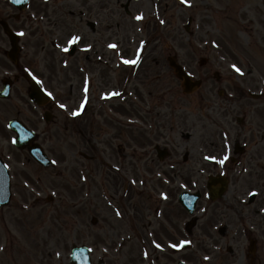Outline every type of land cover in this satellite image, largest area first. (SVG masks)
<instances>
[{
    "label": "rangeland",
    "instance_id": "obj_1",
    "mask_svg": "<svg viewBox=\"0 0 264 264\" xmlns=\"http://www.w3.org/2000/svg\"><path fill=\"white\" fill-rule=\"evenodd\" d=\"M32 1L35 5L44 3L43 11L48 10L51 17L60 19L61 26L58 33L54 32L53 37L57 39L58 35L61 36V57H59L58 49L55 54L59 61L64 58L66 62L64 66H61V62L54 64L53 50L50 53V47L47 46L50 45V39H52L48 33L44 36L47 37L46 44H41L49 51V54L44 53L47 55L46 65L41 66L42 61L40 62L37 58L29 59L32 62V73L38 71L41 82L49 87L56 98V104L53 107L54 122L48 127L46 135L40 136L39 139L54 160V165L48 168L38 165L26 151L17 150L13 144L15 134L7 127L11 118H18L31 126H38L39 131L46 130L45 125L40 122L37 109L27 100V83L22 76H19L21 74H18L19 77L15 79L10 98L0 99V154L11 170L13 191L10 206L0 209V235L3 219L9 220V228L14 233L17 232L14 225L24 227L27 233L24 236L19 232L22 237H18V240H22L21 242L12 240L10 252L7 251L6 254L0 255V264H69L70 249L73 243L92 246L95 262L106 257L107 264H175L177 260L170 258L169 249L163 243H159V247L157 243L143 244L142 240L137 237L143 233L154 236L151 233L156 224L153 222L150 226L148 222L149 217L153 218V199H148L152 200L150 208L146 204L136 208V214L143 212L147 217L137 224L134 220L133 207H126L124 217H118L117 213L120 214V210L117 195L111 191L114 189L113 184L110 183L108 189L101 193L99 186H96L100 179L95 178L91 181L85 177H79V171L75 170V167L81 166L86 169L88 162L83 157H79L78 151L81 154L85 153L86 149L92 145L93 167L100 168V170H103V163H107L103 166L107 170L108 162L113 166L117 165L118 155L114 147L116 138H111L112 131L107 134L110 138L107 146L108 153L102 155L100 144L94 141L98 139L97 134L86 127L92 113H86L80 119H76L72 115L73 109L77 103L81 102L80 99L84 94L82 85L88 82L89 74H86L90 71L89 67L95 72L99 71V68H104L107 72L105 77L101 76L96 81L93 79L92 98L98 101V106L94 108V115H97V108L101 103L100 93L104 94L102 102L111 104L110 102L113 101L114 105L117 104L116 99L120 101L124 90L152 92L155 96L158 93H165L167 94L165 101H169L172 106L182 102L183 96L174 97L176 93L181 94V88L168 68L167 57L176 53L184 62L185 58L187 61L198 54V59L200 52L194 50L193 43L199 40L215 63L218 62L216 59H226L228 62L231 60L229 57H232L235 51L246 56L249 53L256 60L264 59V51L252 48L249 32H245L242 26L245 19L252 18L259 35H263V0H190L188 8L183 0H132L131 16L127 15L120 5L121 2L125 3L127 0H105L104 4H107V8L102 12L104 20H107V29L98 28L97 32L92 34V38L98 36V33L101 34V37H98L97 46L94 47L98 50H100L102 37L108 41V44L120 45L117 50L106 49L102 55H106L108 68L92 64V60L94 63L98 62L95 57L101 54L100 51L91 52L88 55L89 58L83 52H78L73 58L67 54L71 31L88 33L83 30L85 25L78 29L74 27V24H78L76 18L79 19L77 16L79 9L84 8L86 12L85 6L90 3L95 11L102 0ZM0 4L4 3L0 2ZM239 8H242L244 14L238 13ZM75 10L77 13L74 12ZM191 13L194 15V22L189 32H186L184 25ZM138 15H142V19H136ZM238 16H241L242 20L239 21ZM118 24L123 29H120ZM27 29L34 33V36L30 38L31 41L38 45V39L41 36L38 37L37 23L27 25ZM122 35L126 37L125 47L129 41H136L135 45H131L129 54L123 51L122 42H120ZM139 50L138 62L141 64L138 75H135L137 79L128 81L125 79L126 68L123 64L119 66L118 63L121 62L123 55L127 56V61L133 59L136 51ZM34 55L37 56V54ZM75 59L76 66L71 65L70 67L69 63ZM78 66H81V69ZM117 66L121 69L118 70ZM10 68L4 55L0 54V88L1 78L8 74L7 70H10L9 74L12 76L18 73ZM74 80L75 91L72 93L70 86ZM127 85L129 87L126 89ZM108 92H115L118 95L111 99H108L106 95V99L105 94ZM72 123L77 126L81 135L73 134L74 130L70 126ZM104 157H107L106 160H103ZM95 164L97 166H94ZM90 193L92 198L89 201ZM48 196L54 198L52 203L45 201ZM110 196L113 198L112 201L109 199ZM131 202L133 203V200ZM127 214L132 216L129 221ZM92 217L98 218V222L94 225L91 224ZM139 218L141 219L140 215ZM163 232L161 237L169 235L168 231ZM196 250L197 245L187 251L188 259L186 260L189 264L202 263L195 255ZM237 264L241 263L237 262Z\"/></svg>",
    "mask_w": 264,
    "mask_h": 264
},
{
    "label": "flooded vegetation",
    "instance_id": "obj_2",
    "mask_svg": "<svg viewBox=\"0 0 264 264\" xmlns=\"http://www.w3.org/2000/svg\"><path fill=\"white\" fill-rule=\"evenodd\" d=\"M0 10L9 20L14 17L16 26L25 24L23 16L11 17L2 6ZM59 26L58 19L49 18V35ZM39 29L37 47L43 48L46 31L41 25ZM85 41L90 37L81 39ZM252 42L253 49L264 50V34H256ZM49 47L55 48V43ZM216 63L209 58L197 64L193 59L183 62L192 78L200 80V87L174 107L165 101V93L135 91L125 93L116 105L102 104L94 115L98 101L92 98L91 80L92 108L86 104L81 116L92 113L86 127L97 134L94 141L102 155L108 153L107 134L112 131L118 164L107 161L109 171L103 168L107 163L103 170L94 168L90 145L85 153L86 177L100 179L103 190L113 184L118 217H124L126 207H133L137 224L147 217L143 212L136 214V208L142 204L150 208L148 199H153V218L148 222L156 224L154 236L137 237L145 244H166L171 259H188L185 249L172 245L190 241L197 245L195 255L201 264H264V59L256 60L248 53L246 60L239 54L230 63ZM90 71L96 78L107 73L104 68L95 74ZM75 124L72 129L80 133ZM225 156L228 159L221 164ZM163 231L169 235L161 237Z\"/></svg>",
    "mask_w": 264,
    "mask_h": 264
},
{
    "label": "water",
    "instance_id": "obj_3",
    "mask_svg": "<svg viewBox=\"0 0 264 264\" xmlns=\"http://www.w3.org/2000/svg\"><path fill=\"white\" fill-rule=\"evenodd\" d=\"M173 66L176 68V72L177 74L180 76V77H183L182 76V73L180 70H178V66L175 62H173ZM36 90H39L38 88H36ZM36 94V93H35ZM33 99H36L34 98V96H32ZM39 99V98H38ZM11 125H16L18 126V128H15L14 127V130L17 131L19 137L17 138L16 140V143L18 146H23L24 145V141H23V136H22V133L24 131H26V128L20 124V123H17V122H12ZM38 152L39 150L36 149ZM40 153V152H39ZM35 158L39 161H42L44 164H48V162L45 160V155H38V154H35L33 153ZM40 157H42L43 159H41ZM0 199L3 203H8L9 199H10V183H9V175H8V171L7 169L4 167V165L2 164V162L0 161ZM78 253H75V255H73V259H74V264H84L85 260L83 257H81V259H78L77 256L79 255H76V254H79V253H84L85 252V249H78L77 250Z\"/></svg>",
    "mask_w": 264,
    "mask_h": 264
},
{
    "label": "snow or ice",
    "instance_id": "obj_4",
    "mask_svg": "<svg viewBox=\"0 0 264 264\" xmlns=\"http://www.w3.org/2000/svg\"><path fill=\"white\" fill-rule=\"evenodd\" d=\"M17 2H19V0H17ZM183 2L185 3V4H188V3H190V0H183ZM136 19H142V15H138L137 17H136ZM21 35H23V32H21ZM81 39V37H79V36H72L71 37V40L69 41V43L71 44V43H75V42H77V41H79ZM88 47H91L90 45L88 46ZM109 47H116V45H109ZM138 59L139 58H137V60H133V61H126V63H137L138 62ZM232 67L237 71V72H240L241 74H242V70L239 68V67H237L235 64H233L232 65ZM49 95H51V93H49ZM112 95H118V93H112ZM61 107H64V105H61ZM79 113H78V111H76V112H73L72 113V115H78ZM211 159H216L215 157H210ZM228 159V157L227 156H225L223 159H221L219 162L221 163V164H223L224 162H225V160H227ZM134 182V181H133ZM251 194V193H250ZM118 215H119V212L117 213ZM188 243H190V241H182V242H180V244H173L172 245V247L173 248H176V247H182L183 245H185V244H188ZM158 247H159V245H157Z\"/></svg>",
    "mask_w": 264,
    "mask_h": 264
}]
</instances>
